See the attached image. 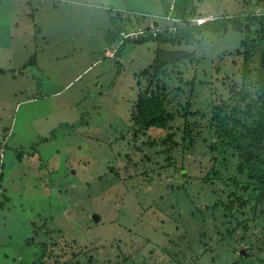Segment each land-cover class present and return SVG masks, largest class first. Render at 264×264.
<instances>
[{"label": "rangeland", "instance_id": "374dc122", "mask_svg": "<svg viewBox=\"0 0 264 264\" xmlns=\"http://www.w3.org/2000/svg\"><path fill=\"white\" fill-rule=\"evenodd\" d=\"M188 3L193 23L174 35L187 30L192 44H127L119 63L102 61L118 16L150 21L158 0H0V264H24L29 252L27 264H264V183H246L244 158L216 132L237 128L236 117L246 127L238 109L255 114L246 141L264 159L254 139L264 124V0ZM221 18L236 23L200 27ZM159 48L190 55L160 77L175 116L167 145L132 118ZM30 228L38 235L25 246Z\"/></svg>", "mask_w": 264, "mask_h": 264}, {"label": "trees", "instance_id": "16d2710c", "mask_svg": "<svg viewBox=\"0 0 264 264\" xmlns=\"http://www.w3.org/2000/svg\"><path fill=\"white\" fill-rule=\"evenodd\" d=\"M172 1L173 4H171V0H159L160 6L162 9L164 8L165 13L163 15L151 17V22L149 23V30L156 31L157 36L155 37L148 36L147 38L141 37L135 40H131V38H128L125 40V43L120 47V50H118V52L120 53L123 47H125L127 44H132V43L134 45H142L147 43H155L158 46L164 44H168L170 46L177 45L178 49L180 48L179 46H181L182 43H186L187 45L192 44L193 42L190 39L186 38L187 30H185L184 32H181L180 30V32L177 35H174L179 31L180 28L191 26L193 23L192 22L193 18L185 17L186 16L185 8H187V6L189 5L188 0H179V1L172 0ZM192 1L193 0H190V3ZM161 13H163V11H161ZM120 17H121L120 22L122 23L121 26H119L120 39H121V33H128L130 30L139 29V26H133L130 14H128V16L120 15ZM216 23L223 26V30H224L223 32L219 31L218 26L215 25ZM235 23L236 21L230 18H221L218 19L217 22L216 21L204 22L203 24H201L200 27H203L204 30H206L207 32H211L213 34L226 33L229 30L230 24H235ZM36 27L35 29L37 30ZM172 28H174L175 31H173ZM242 28H243L242 26H239L236 28V30L240 32L242 31ZM214 31L217 32L215 33ZM36 35H41V33L36 31ZM163 52L165 51L161 50L160 48L157 49L156 50L157 57L153 60V63L150 66V68L146 69L143 72V75H145L146 78H149L148 79L149 81L147 85L145 84L143 91L137 97V100L133 107L132 118L135 120L136 123L135 125L139 126L140 129L145 130L152 137H155L157 140H161L163 144L167 145L168 136L166 134V137H164V135L168 129L169 123L171 122L170 119H173L175 116L173 114L168 113L167 109H165V102L167 100L165 94L167 89L165 85H163V83L160 81V77L169 76L173 73L174 70L169 71L168 68L169 64H173V63L176 64L177 62L178 63L182 62L187 57H190V55H187V53L184 54L181 53L179 57L177 56L175 58H170L168 56L167 58H165V56L163 57L161 56ZM246 55H247L246 58L247 61L245 60L244 72L246 76H249V71L254 69L250 68V63L248 60L250 55L249 54ZM28 64H30V62H28ZM260 75L264 79V56L262 58V69ZM238 110L239 111L237 113L239 116L243 117L244 122L246 123V127H243L244 124H240L243 120L239 117H236L237 128L235 129L232 128L231 130H225L223 128H220L217 129L216 132L219 134V136L223 141L227 142L228 145H232V147L235 150L234 154L239 155L240 159L242 157L244 158V162L241 164V167H239V172L242 174L245 173L247 175L248 180L246 183H249L248 181L251 180L254 182H256L255 180H257L264 183V159L258 158L256 154L254 155L251 150L252 144L249 141H246L247 137H249L250 141H252L253 129H251L250 127H253V125L250 124H252V119L254 118L255 114L246 116L243 114L245 110H241V109ZM225 115L226 113L221 112V110H219V112H217L214 117L215 120L219 122H223L226 120L224 118ZM242 127L244 129L247 128L248 133L244 132L242 130ZM152 130L159 132L160 135L157 136L151 134ZM263 134H264V124H260V128L254 130V139H256V141L258 142L264 141ZM5 140L7 141L6 135H5ZM5 145L6 148L7 142L5 143ZM17 153H19V151ZM29 153L30 152H28V156ZM24 154L25 152L23 151L19 154L18 156L19 160L22 159L25 160ZM36 168H38V166H36ZM258 199L259 200L264 199V190L262 191V193L258 194ZM33 228H30V230H27L23 235L19 237L23 240L25 246L31 245L35 236L38 235V233L35 234ZM41 246H44V243H42V241H41ZM31 255H32L31 252L25 254L24 260H22L24 261V264L28 263Z\"/></svg>", "mask_w": 264, "mask_h": 264}, {"label": "crops", "instance_id": "0c3cea01", "mask_svg": "<svg viewBox=\"0 0 264 264\" xmlns=\"http://www.w3.org/2000/svg\"><path fill=\"white\" fill-rule=\"evenodd\" d=\"M158 3H159V5H160V2H159V0H158ZM160 8H161V6H160ZM161 11H163V13H161ZM165 13V11H164V8L162 9V10H160V13H155L154 15L155 16H159V15H163ZM131 14V20H132V23H133V26H139V28H145V27H149V23L151 22V20L149 21V20H147L145 17L148 15L147 13H144V14H139L138 12H135V11H133L132 13H130ZM118 18L120 19V21H121V17L120 16H118ZM126 19H128V18H126ZM130 20V21H131ZM20 22V23H19ZM21 19H18V21H17V28L20 30V26L22 25L21 24ZM122 24V23H121ZM121 24H120V26H121ZM31 27V26H30ZM35 29V28H34ZM40 29H41V27H40ZM118 30H116V33L118 32V38H120L119 36H120V28H117ZM37 30H39L38 28H37ZM36 29H35V31H37ZM116 33H112L111 35H109V36H107V44H106V46L103 48V53H104V55H105V57H104V60H102V61H108V60H112L109 56H107V52L108 51H112V50H115V49H110V48H112V46L114 45V42L116 41V39H115V35H116ZM133 44V43H132ZM134 45V44H133ZM134 46H136V45H134ZM119 50H120V48H119ZM32 52V51H31ZM119 53V52H118ZM117 53V56H116V58H115V60L116 61H118L119 63H121V61L123 60V57L121 56V53H119L118 54ZM36 56H37V54L35 55V56H33L32 57V55H31V53H30V55H29V57H30V60H33V58L35 57L36 58ZM43 56V52H41V55H40V59H41V57ZM100 61V60H99ZM99 61H97V62H99ZM101 61V62H102ZM28 62L26 63V64H24V66H21V68L19 69V73H21L23 70H25L26 68H28ZM91 68V67H90ZM89 68V69H90ZM88 69V70H89ZM87 70V71H88ZM14 71H16V70H14ZM86 71V72H87ZM79 78V76L77 77V79ZM37 99L36 98H30L28 101L29 102H33V101H36Z\"/></svg>", "mask_w": 264, "mask_h": 264}, {"label": "built area", "instance_id": "2783aa9c", "mask_svg": "<svg viewBox=\"0 0 264 264\" xmlns=\"http://www.w3.org/2000/svg\"><path fill=\"white\" fill-rule=\"evenodd\" d=\"M203 22L204 21H199L200 24ZM156 35H157V32L150 31L149 27L139 28L138 30H130L128 33H121V39L119 41V46L115 50H112L109 54H107V56H109L111 59L116 58L119 47H121L125 43V40L128 38H131V40H135L141 37H148V36L155 37Z\"/></svg>", "mask_w": 264, "mask_h": 264}, {"label": "water", "instance_id": "95a60500", "mask_svg": "<svg viewBox=\"0 0 264 264\" xmlns=\"http://www.w3.org/2000/svg\"><path fill=\"white\" fill-rule=\"evenodd\" d=\"M100 215H98V214H95V215H93V220L95 221V222H98V220H100ZM242 254H245V252L244 251H242Z\"/></svg>", "mask_w": 264, "mask_h": 264}]
</instances>
